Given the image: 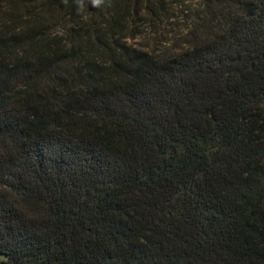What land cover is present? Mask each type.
Returning a JSON list of instances; mask_svg holds the SVG:
<instances>
[{
    "label": "trees",
    "instance_id": "1",
    "mask_svg": "<svg viewBox=\"0 0 264 264\" xmlns=\"http://www.w3.org/2000/svg\"><path fill=\"white\" fill-rule=\"evenodd\" d=\"M0 253L264 264V0H0Z\"/></svg>",
    "mask_w": 264,
    "mask_h": 264
},
{
    "label": "rangeland",
    "instance_id": "2",
    "mask_svg": "<svg viewBox=\"0 0 264 264\" xmlns=\"http://www.w3.org/2000/svg\"><path fill=\"white\" fill-rule=\"evenodd\" d=\"M169 27V26H168ZM185 26L184 25H181V26H176L174 29H173V31H171L172 32V34L173 33H175L176 31H178V30H180V29H183ZM179 32V31H178ZM172 36V35H171ZM134 42H136L137 44H143V43H145L146 44V42H150V44H156V46H164V38H160V40L157 42V43H155L156 42V40L155 39H150V41H148V40H146V39H144V38H138V39H136ZM3 258H6V255L5 254H1L0 253V259H3ZM0 264H5L3 261H0Z\"/></svg>",
    "mask_w": 264,
    "mask_h": 264
},
{
    "label": "clouds",
    "instance_id": "3",
    "mask_svg": "<svg viewBox=\"0 0 264 264\" xmlns=\"http://www.w3.org/2000/svg\"><path fill=\"white\" fill-rule=\"evenodd\" d=\"M94 3L99 4V3H101V0H94Z\"/></svg>",
    "mask_w": 264,
    "mask_h": 264
}]
</instances>
